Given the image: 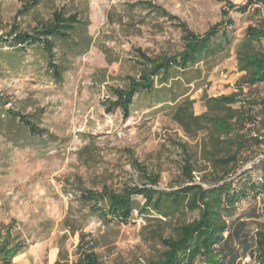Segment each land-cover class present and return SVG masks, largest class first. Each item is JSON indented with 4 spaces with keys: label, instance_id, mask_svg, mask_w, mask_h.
Returning <instances> with one entry per match:
<instances>
[{
    "label": "rangeland",
    "instance_id": "rangeland-1",
    "mask_svg": "<svg viewBox=\"0 0 264 264\" xmlns=\"http://www.w3.org/2000/svg\"><path fill=\"white\" fill-rule=\"evenodd\" d=\"M33 1L0 0V238L10 234V244L19 248L12 264H53L57 259L72 264L80 245L100 264H147L160 259L165 251L160 241L175 239L179 226L197 217V211L184 207L186 200L177 209L160 212L147 207L143 213L145 200L133 197V215L122 223L93 211L81 196L85 191L121 193L135 185L149 187L145 175L158 176L157 191L187 185L181 175L184 158L179 145L191 158L196 184L211 186L229 172L225 182H231L232 189L257 185L260 194H250L235 205L229 218L224 216L227 223L241 225L253 235L264 221L260 188L264 179L258 165L264 159V144L247 142L237 153L212 125L189 134L174 117L179 108L184 115L236 117L245 107L249 119L259 120L263 108L248 103L264 101V84L250 88L240 83L245 74L238 71L236 51L241 49L245 29L262 18L257 11L260 0H230L235 6L252 4L245 14L229 12L234 23L227 29L229 43L218 34L212 41L213 54H204L183 72L170 70L166 83L154 78L151 91L135 95L126 119L118 107L106 105L116 100L111 89H126L130 79L139 78L142 69L136 52L150 59L175 56L184 44L178 24L202 35L221 20L226 4L220 0ZM140 1L160 11L133 7ZM55 12L80 20L69 39L53 41V60L61 70L57 80L41 47L12 41L16 34L49 24ZM232 94H237L238 103L226 109L207 108L209 98ZM8 110L27 117L41 134H32L18 119L9 118ZM244 124L242 131L234 125L235 134L247 140L251 124L246 118ZM255 128L264 140V126L256 123ZM235 153L245 158L236 174L230 162L224 163ZM99 206L104 208L105 201ZM240 256L237 262L252 264L247 253Z\"/></svg>",
    "mask_w": 264,
    "mask_h": 264
},
{
    "label": "trees",
    "instance_id": "trees-1",
    "mask_svg": "<svg viewBox=\"0 0 264 264\" xmlns=\"http://www.w3.org/2000/svg\"><path fill=\"white\" fill-rule=\"evenodd\" d=\"M33 2L37 3L38 1L35 0ZM220 2L226 4V7H223L221 11V20L212 25L204 34H195L190 32L183 24H178L182 29V43L184 44L182 51L175 54V56H162L157 59H150L144 53L137 51L136 56L142 69L138 76L139 78L130 79L126 89H111V94L116 97V100L110 103L107 102L106 107L108 109L118 107L122 111L123 118L126 119L129 115V106L132 104L135 95L143 91H151L154 78L166 83L169 79L168 73L170 70L176 68L183 72L196 64L204 54H213L210 52L212 50V41L218 34L221 35L223 42L228 44L227 29L234 26L233 20L229 17V12L235 10L239 14H245L252 3L247 2L235 6L230 0H220ZM259 4L262 9L258 8L257 11L262 14V18L256 26H248L245 29L244 37L240 43L241 49L236 51L238 71L245 74L240 83L246 84L250 88L256 87L258 84H264V0H260ZM140 5L148 6L155 11L159 10V8L152 7L151 4L141 1L133 7H139ZM25 9L27 10L28 6ZM162 12L167 15L164 11ZM79 22L77 15L64 17L61 12H55L49 24L42 25V27L32 30L31 33L16 34L12 41L20 46L37 45L41 47L46 55L47 66L51 70L53 78L57 80L60 79L61 70L53 60L55 48L53 41L69 39L70 32L73 31L75 25ZM0 40H2L1 37ZM236 103H238L237 94H232L209 98L206 106L207 108L226 109L227 106ZM248 104L263 108L258 121L248 118V110L246 111L245 107L236 117L228 115L224 118L206 114L200 116L184 115L179 108L174 119L189 134L193 130L199 131L207 125H212L216 132L224 137L226 143L235 146L236 152L240 153L247 142L254 143L257 146L264 144L262 134L257 132L255 128L256 123H261L264 126V101L260 102L259 105ZM6 114L11 119H18L32 134H41L42 130L38 129L24 115L13 110H8ZM245 118L251 124L250 129H247L249 134L247 140L249 141L244 140L240 134H235L234 125L238 126L240 131H242L245 126ZM234 119V123L231 124ZM254 121L256 122L253 123ZM252 131L255 132L257 137H251ZM179 146L184 158L181 175L185 178L187 185L182 184L175 191H157L154 187L158 184V176H144V170L136 164L134 167L144 176L150 185L149 187L146 184L142 186L135 185L124 189L121 193H111L105 190L100 193L85 191L81 198L91 204L93 211H99L103 216H109L122 223L129 222L133 215V197L141 196L145 200L141 208L143 213L147 212V207L160 212L162 209L166 211L177 209L186 200L184 207L190 212L197 211L196 219L180 225L175 239L167 238L161 240L160 242L165 247L164 253L160 259L147 262V264H241L237 260L241 257L240 254L243 251L251 257L253 260L252 264H264V221L258 225L255 233L250 236L241 225L227 223L224 219V216L227 218L231 216L237 203L245 201L252 193L256 197V192L260 194L261 190L254 183L244 184L242 188L236 190L232 189V183L225 182L230 174L229 172L216 178L211 186L202 187L196 184L192 175L191 158L186 153L185 146ZM244 160L245 158L241 159L235 153L227 156L224 163L230 162L233 166L232 172L236 174L243 168ZM258 165L262 173V179H264V159L260 160ZM260 188L264 189V180ZM103 201H105L106 206L100 208L99 203ZM166 203L167 205H165ZM163 214L164 216L167 215ZM6 237L4 239L0 238V262L10 264L11 259L19 252V248L10 244V234L6 233ZM241 247H243V251L239 253ZM78 251L79 257L72 264H100L94 253L81 249V245L78 247ZM53 264H69V262L66 259H57Z\"/></svg>",
    "mask_w": 264,
    "mask_h": 264
},
{
    "label": "built area",
    "instance_id": "built-area-1",
    "mask_svg": "<svg viewBox=\"0 0 264 264\" xmlns=\"http://www.w3.org/2000/svg\"><path fill=\"white\" fill-rule=\"evenodd\" d=\"M250 135H251V137H254V138L257 137V135L255 134L254 131H252Z\"/></svg>",
    "mask_w": 264,
    "mask_h": 264
},
{
    "label": "crops",
    "instance_id": "crops-1",
    "mask_svg": "<svg viewBox=\"0 0 264 264\" xmlns=\"http://www.w3.org/2000/svg\"><path fill=\"white\" fill-rule=\"evenodd\" d=\"M10 264H12V260L10 261Z\"/></svg>",
    "mask_w": 264,
    "mask_h": 264
}]
</instances>
